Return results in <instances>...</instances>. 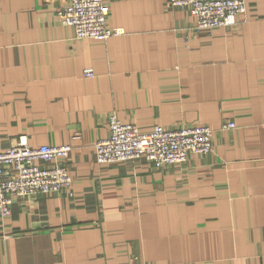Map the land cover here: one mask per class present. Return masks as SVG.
<instances>
[{
	"label": "crops",
	"instance_id": "crops-1",
	"mask_svg": "<svg viewBox=\"0 0 264 264\" xmlns=\"http://www.w3.org/2000/svg\"><path fill=\"white\" fill-rule=\"evenodd\" d=\"M67 1L0 0V145L72 146L70 193L0 218V264H264V0L202 32L169 0H106L123 33L105 40L59 22ZM111 112L141 132L207 124L212 151L99 163Z\"/></svg>",
	"mask_w": 264,
	"mask_h": 264
},
{
	"label": "built area",
	"instance_id": "built-area-1",
	"mask_svg": "<svg viewBox=\"0 0 264 264\" xmlns=\"http://www.w3.org/2000/svg\"><path fill=\"white\" fill-rule=\"evenodd\" d=\"M169 4L185 8L197 32L231 26L246 9L245 0H169ZM56 15L60 23L73 27L77 39L105 40L123 33V28L107 24L106 0H69L57 8ZM83 75L93 76L92 68L84 69ZM106 123L107 134L93 142L99 163L144 159L163 167L183 164L190 154L207 153L213 148V128L207 124H154L150 131L141 132L136 124L122 122L113 112L107 115ZM234 126L232 121L224 124L226 128ZM71 150L69 142L31 146L24 136L8 147L0 145V218L9 215L16 197L70 193Z\"/></svg>",
	"mask_w": 264,
	"mask_h": 264
},
{
	"label": "rangeland",
	"instance_id": "rangeland-1",
	"mask_svg": "<svg viewBox=\"0 0 264 264\" xmlns=\"http://www.w3.org/2000/svg\"><path fill=\"white\" fill-rule=\"evenodd\" d=\"M19 137H20V136L16 137V138H15V141H16ZM60 144H61V143H60ZM125 161H127V160H125Z\"/></svg>",
	"mask_w": 264,
	"mask_h": 264
}]
</instances>
